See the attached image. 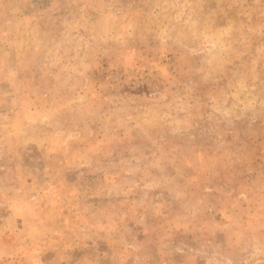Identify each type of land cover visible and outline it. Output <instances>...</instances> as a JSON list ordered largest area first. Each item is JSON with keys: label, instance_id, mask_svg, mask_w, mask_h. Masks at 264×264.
<instances>
[{"label": "rangeland", "instance_id": "374dc122", "mask_svg": "<svg viewBox=\"0 0 264 264\" xmlns=\"http://www.w3.org/2000/svg\"><path fill=\"white\" fill-rule=\"evenodd\" d=\"M0 264H264V0H0Z\"/></svg>", "mask_w": 264, "mask_h": 264}]
</instances>
